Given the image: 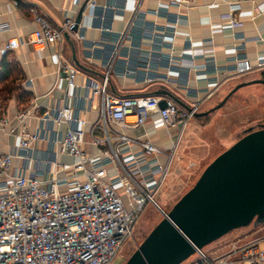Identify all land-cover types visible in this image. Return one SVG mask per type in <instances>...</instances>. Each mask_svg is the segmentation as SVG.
Returning a JSON list of instances; mask_svg holds the SVG:
<instances>
[{
	"label": "built area",
	"instance_id": "obj_1",
	"mask_svg": "<svg viewBox=\"0 0 264 264\" xmlns=\"http://www.w3.org/2000/svg\"><path fill=\"white\" fill-rule=\"evenodd\" d=\"M176 2L182 4L181 0ZM85 4L101 11L96 15L99 28L105 34L112 32L110 23L117 8L105 6L101 10L94 0H86ZM159 6L166 7V4ZM257 7L264 13V2ZM239 8V3L229 4L226 17L230 27L239 25L234 15ZM178 17L176 14L171 18L173 25ZM137 20L134 13L126 28L109 42L110 48H105L102 81L87 80L85 84L91 95L82 100L85 102L95 96L100 99L98 118L90 129L86 119L64 104L46 108L35 130L28 128L26 120L35 117L36 103L17 113L16 148L0 151V264H120L118 258L123 246L131 239L145 205H157L155 193L166 179L173 160L183 157L179 146L190 120L199 113L200 102L212 96L218 84L229 76L264 71V56L254 62L236 56L234 64L228 68L230 75L219 78L223 70L214 58L200 53L201 61L197 62L194 60L197 54L192 52V69L210 71L216 83L204 92L202 99L190 106L182 107L174 98L159 94L117 95L108 89L109 74L119 55L126 54L122 56L125 62H122L120 75H134L129 63L130 41L139 35L149 38L153 50L167 48L168 52L141 56L136 63L140 73L135 76L145 84L174 81L169 71L177 58L174 55L175 27L171 25L164 31L154 24L143 25ZM33 22L35 28L28 34L26 43L34 50L52 44L60 46L66 33L81 37L76 32L78 24L73 17L65 16L63 23L54 27L43 15L35 13ZM259 39L264 42V38ZM20 45L19 38L12 37L5 49H17ZM94 47L92 44L91 48ZM183 48V52L194 49L191 42ZM56 55L67 87H76L77 68L61 56L59 49ZM158 67H164L168 73L157 74ZM162 100L164 107H160ZM149 120L153 130L167 132L171 142L168 149L152 142L146 133L134 134V130ZM8 122L5 115H0V131ZM62 123L66 125L63 131L56 127ZM96 130L101 132L100 136ZM87 136L95 152L85 150ZM37 141L46 142L48 147L45 151L37 150L38 155L26 154L24 158L36 161L38 167L27 172L23 164L15 166L14 159L20 158L18 150L32 152ZM56 146L73 161L69 164L59 162ZM189 165L196 163L189 162ZM194 253L197 258L188 264H264V235L246 241L238 237L216 258L209 257L202 249Z\"/></svg>",
	"mask_w": 264,
	"mask_h": 264
},
{
	"label": "crops",
	"instance_id": "obj_2",
	"mask_svg": "<svg viewBox=\"0 0 264 264\" xmlns=\"http://www.w3.org/2000/svg\"><path fill=\"white\" fill-rule=\"evenodd\" d=\"M17 1V4H14ZM86 0H0V61L3 55L17 64L19 69V92L21 96L13 94L9 97L1 110L0 115H5L8 119L7 126L0 131V151H9L16 148L17 140L14 129L17 128V113L26 110L36 103L35 117L26 120L28 128L35 130L38 127L39 116L46 108L58 105H67L74 108L80 118L87 120V127L96 122L100 106V99L94 97L84 102L82 98H90V92L85 87L87 80L100 83L104 76L103 59L106 49H109V42L114 39V35L124 30L136 13L138 22L143 25L154 24L159 30H167L173 25L171 18L179 16L175 27L174 55L177 57L176 63L179 66L173 67L169 71V76L173 82L165 83L156 81L152 83H142L136 73H140V68L136 63L141 56H146L153 52L156 54L167 53V48L153 50L148 37L137 36L130 41L131 58L129 59L131 76L120 75L122 71V58L126 54L119 55L116 64L109 74L108 89L121 96H132L142 94H159L163 97H172L182 107L190 106L195 100L202 99L207 89L213 88L216 79L210 71H195L192 69V57L194 52L195 61H201V55L211 56L215 62L221 66L223 75L229 76L228 68L234 64V57L247 58L250 61L264 56V42L259 38H264V13L258 9V5L264 0H181L182 4H177L176 0H94L97 8L105 6H115V15L110 23L111 31L99 28L96 19L101 11L96 10ZM173 2L172 4H170ZM230 3H239L240 8L234 11L235 18L239 25L230 27V21L226 17ZM166 4V7L159 6ZM80 9H83L81 21L78 23L76 32L81 36H62L60 46L52 44L41 50H34L26 43L28 34L35 28L33 16L35 13L43 15L54 27L60 26L65 16L76 19ZM19 38L21 45L17 49L6 50L8 39ZM106 41V42H105ZM187 42H191L194 49L183 52V47ZM94 44L95 47L91 48ZM129 45V42H125ZM236 47L235 51L233 48ZM61 56L77 68L76 87L68 88L65 75L58 67L57 51ZM123 56V57H122ZM263 70H253L242 75H232L222 80L216 87L212 96L200 102L199 109L204 105L202 112L196 115L202 118L209 117L206 113L215 107L214 100L219 92L223 91L222 97L227 95L237 84L248 82L259 78V73ZM156 73L164 76L167 70L164 67L156 68ZM248 85V84H247ZM165 92V94L159 92ZM221 97V98H222ZM81 98V99H80ZM218 103V102H217ZM213 105V106H212ZM201 114V115H200ZM152 121L149 120L144 126L134 130V134L146 133L152 142L164 149L170 147V138L164 129L153 130ZM63 131L66 127L64 123L59 126ZM138 131V133H136ZM190 131V130H189ZM189 131L184 132V137ZM194 131V130H193ZM192 132V130H191ZM97 135L101 132L96 130ZM130 133V132H126ZM182 138V139H183ZM87 144L85 150L95 152L89 144V137H86ZM184 141V140H183ZM44 148L38 143L33 145L32 152L29 149L18 150L20 158L14 159L17 167H27V172L33 167H38V163L33 160H26V154L38 155V151H45L48 147L44 142ZM57 159L63 164H69L73 158L60 152L56 146ZM179 152L180 146H179ZM24 158V159H23ZM159 190L155 193L158 195Z\"/></svg>",
	"mask_w": 264,
	"mask_h": 264
},
{
	"label": "water",
	"instance_id": "obj_3",
	"mask_svg": "<svg viewBox=\"0 0 264 264\" xmlns=\"http://www.w3.org/2000/svg\"><path fill=\"white\" fill-rule=\"evenodd\" d=\"M82 12L80 9L76 24ZM251 83L264 85V79L237 84L212 110ZM164 105L162 100L160 107ZM254 218L256 224L264 222V125L246 129L217 155L124 264H180L196 249Z\"/></svg>",
	"mask_w": 264,
	"mask_h": 264
},
{
	"label": "rangeland",
	"instance_id": "obj_4",
	"mask_svg": "<svg viewBox=\"0 0 264 264\" xmlns=\"http://www.w3.org/2000/svg\"><path fill=\"white\" fill-rule=\"evenodd\" d=\"M258 79H264V72L259 73ZM222 92H219L214 100L215 106L227 96L222 97ZM4 95L0 93V113L7 101ZM203 107L204 105L198 112H202ZM206 114L209 117L198 116L190 120L186 128V131L190 130L189 134L180 143L183 157L173 160L158 195L154 196L157 205L153 203L145 205L133 228L131 239L127 240L123 246L118 258L120 264L126 262L150 231L163 219L164 213H168L195 184L205 167L217 155L242 137L246 129L251 127L256 129L264 125V85L261 83L243 85L232 93L220 107ZM36 143L44 148V142L37 141ZM189 162H195L196 165L191 166ZM255 220L256 218L246 226L227 232L201 249L209 257L216 258L227 250L232 240L238 237L246 241L263 236L264 222L256 224ZM196 258V254L193 253L180 264H188Z\"/></svg>",
	"mask_w": 264,
	"mask_h": 264
},
{
	"label": "trees",
	"instance_id": "obj_5",
	"mask_svg": "<svg viewBox=\"0 0 264 264\" xmlns=\"http://www.w3.org/2000/svg\"><path fill=\"white\" fill-rule=\"evenodd\" d=\"M19 69L17 64L6 58V54L0 61V93H4L6 100L13 94L21 96L19 92Z\"/></svg>",
	"mask_w": 264,
	"mask_h": 264
},
{
	"label": "flooded vegetation",
	"instance_id": "obj_6",
	"mask_svg": "<svg viewBox=\"0 0 264 264\" xmlns=\"http://www.w3.org/2000/svg\"><path fill=\"white\" fill-rule=\"evenodd\" d=\"M261 127V126H260ZM257 128H259V127H257Z\"/></svg>",
	"mask_w": 264,
	"mask_h": 264
}]
</instances>
